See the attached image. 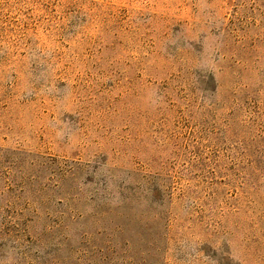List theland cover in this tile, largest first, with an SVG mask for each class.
<instances>
[{"label": "rangeland", "instance_id": "rangeland-1", "mask_svg": "<svg viewBox=\"0 0 264 264\" xmlns=\"http://www.w3.org/2000/svg\"><path fill=\"white\" fill-rule=\"evenodd\" d=\"M0 264H264V0H0Z\"/></svg>", "mask_w": 264, "mask_h": 264}]
</instances>
